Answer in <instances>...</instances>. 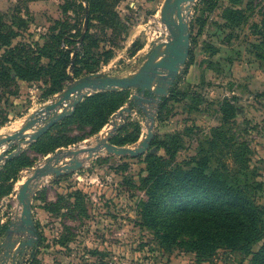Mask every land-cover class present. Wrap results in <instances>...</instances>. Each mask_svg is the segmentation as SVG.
<instances>
[{
	"label": "rangeland",
	"instance_id": "rangeland-1",
	"mask_svg": "<svg viewBox=\"0 0 264 264\" xmlns=\"http://www.w3.org/2000/svg\"><path fill=\"white\" fill-rule=\"evenodd\" d=\"M163 2L0 0V65L5 50L15 46L24 47L23 55L34 64L40 50L50 55L51 36L61 31L62 47L78 48L81 68L129 75L144 62L152 43L167 34L160 14ZM189 23L190 54L175 94L156 110V135L147 152L167 159L169 168L197 166L208 154L209 165H224L233 181L261 182L262 188L253 192L264 212V0H195ZM87 31L85 50L79 41ZM48 62L42 58V64ZM67 71L79 78L71 66ZM11 76H0V134L59 93L48 98L56 88L48 74L28 81L13 79L14 71ZM133 92L130 88L127 95ZM123 126L120 136L126 143L121 146L135 147L147 132V116L130 113ZM89 129L70 126L67 136L74 139ZM95 137L65 148L93 144ZM146 153L130 157L104 150L67 178L54 182L47 177L33 200L42 239L28 264H252L226 248L197 263L187 247L162 241L159 229L144 216L149 198L143 181L149 173ZM29 156L33 165L19 174V184L46 157L32 149Z\"/></svg>",
	"mask_w": 264,
	"mask_h": 264
},
{
	"label": "trees",
	"instance_id": "trees-1",
	"mask_svg": "<svg viewBox=\"0 0 264 264\" xmlns=\"http://www.w3.org/2000/svg\"><path fill=\"white\" fill-rule=\"evenodd\" d=\"M88 37L87 31L79 41L82 49L87 50ZM51 38L54 45L50 55L40 50L38 56L33 58L34 64H29V57L23 55L24 47L6 49L3 64L0 65V76L10 79L11 71H14L13 79L28 81L48 74L55 78L56 85V88L48 91L49 98L65 88L66 82L71 78L67 71L69 66L75 77L94 71L92 67L79 66L78 48L62 47L61 31L54 33ZM52 53L56 54L57 58H54ZM43 57L48 58L47 64H42ZM176 85L177 82L171 88L170 95L175 94ZM127 93H130V88L99 91L86 96L77 105L74 114L55 124L35 141L30 149L46 156L58 148L69 147L99 133L111 116L128 101L130 95ZM166 101L167 97H164L160 107H163ZM77 124L88 125L90 129L86 134L70 139L67 136L68 130L70 126ZM124 128L125 126L112 137V143L125 145V139L120 136ZM146 154L149 173L143 181L148 185L149 198L144 203V216L148 225L159 229V237L167 243L166 245L187 247L194 253L197 263L210 259L219 248H226L240 252L252 264H264V212L253 192L262 188L261 182L250 184L245 181L241 184L233 181L224 170V165H209L211 156L208 154H204L197 161V166L187 168L178 165L169 168L167 159L150 152ZM32 165L33 161L28 152L6 161L0 170V199L12 192L13 181L17 180L19 172ZM70 175L53 181L58 182ZM38 237L41 242L42 236L39 232ZM35 254H32L33 259Z\"/></svg>",
	"mask_w": 264,
	"mask_h": 264
},
{
	"label": "water",
	"instance_id": "water-1",
	"mask_svg": "<svg viewBox=\"0 0 264 264\" xmlns=\"http://www.w3.org/2000/svg\"><path fill=\"white\" fill-rule=\"evenodd\" d=\"M194 1L164 0L160 14L167 34H162L152 43L137 71L126 76L93 72L76 79L71 77L70 83L25 118L20 128L0 134L2 168L6 161L22 154L25 146H31L55 124L74 114L77 105L86 96L99 91L134 89L127 105L112 115L104 130L95 137L93 144L88 143L85 148L63 147L64 149L48 154L43 163L36 166L32 174L19 184L15 192L20 208L19 215L14 214L4 226L0 224V264H24L25 258L39 248L33 200L38 187L47 177L56 179L73 174L81 170L86 161L104 150L108 154L139 157L151 148L156 135V110L178 82L181 69L190 54L189 16ZM87 23L88 18L85 22L86 27ZM84 35L85 32L82 38ZM133 112H142L147 116V132L144 133V137L135 147L112 143V137L123 126L126 116ZM85 153L86 156H81Z\"/></svg>",
	"mask_w": 264,
	"mask_h": 264
},
{
	"label": "crops",
	"instance_id": "crops-1",
	"mask_svg": "<svg viewBox=\"0 0 264 264\" xmlns=\"http://www.w3.org/2000/svg\"><path fill=\"white\" fill-rule=\"evenodd\" d=\"M95 93V92H94ZM93 94V93H92ZM91 95V94H90ZM84 100V99H83ZM111 120V119H110ZM109 120V121H110ZM21 121V123H22V120H20ZM108 124V123H107ZM106 124V125H107ZM106 125L100 130V132L106 127ZM11 131V129H8V131ZM99 132V133H100ZM99 133H97V134H95V135H93V136H91V137H95V136H97ZM91 137H89V138H91ZM86 140V139H85ZM61 148H63V147H61ZM61 148H58V149H61ZM29 149H30V146H25V149H24V152H28L29 153ZM58 149H56V150H58ZM55 150V151H56ZM23 152V153H24ZM22 153V154H23ZM22 154H20V155H22ZM50 154V153H49ZM47 156V155H46ZM3 168V167H2ZM2 168H0V170L2 169ZM27 168H29V167H24L20 172H19V174H21L22 173V171L23 170H25V169H27ZM20 175H18V178H17V180H11V181H13V189H12V192L10 193V194H8V195H6V196H4V197H2L1 199H0V224L2 225V226H4V224H6V222H8V220H9V218H11L14 214H18L19 215V213H18V211H19V205H18V201H17V199H16V197H15V192H16V189L18 188V186H19V183H20ZM10 202V203H9ZM9 203V204H8ZM33 209H34V207H33Z\"/></svg>",
	"mask_w": 264,
	"mask_h": 264
},
{
	"label": "bare ground",
	"instance_id": "bare-ground-1",
	"mask_svg": "<svg viewBox=\"0 0 264 264\" xmlns=\"http://www.w3.org/2000/svg\"><path fill=\"white\" fill-rule=\"evenodd\" d=\"M164 35H166V32H164ZM23 122L24 121H22V123H21V121L19 122V123H16V124H14V126H12L10 129H11V131H15V130H17L18 128H20V126L23 124ZM86 146H82V148H85ZM101 153V152H100ZM81 156H86V153L85 154H83V155H81Z\"/></svg>",
	"mask_w": 264,
	"mask_h": 264
},
{
	"label": "flooded vegetation",
	"instance_id": "flooded-vegetation-1",
	"mask_svg": "<svg viewBox=\"0 0 264 264\" xmlns=\"http://www.w3.org/2000/svg\"><path fill=\"white\" fill-rule=\"evenodd\" d=\"M31 258H32V254L28 255V256L25 258L24 264H28V262L30 261Z\"/></svg>",
	"mask_w": 264,
	"mask_h": 264
}]
</instances>
